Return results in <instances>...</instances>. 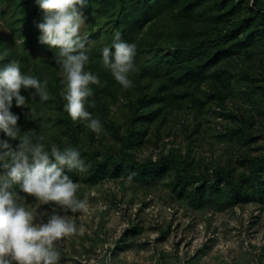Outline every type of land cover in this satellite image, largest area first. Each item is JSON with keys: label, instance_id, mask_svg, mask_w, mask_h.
Returning <instances> with one entry per match:
<instances>
[{"label": "trees", "instance_id": "trees-1", "mask_svg": "<svg viewBox=\"0 0 264 264\" xmlns=\"http://www.w3.org/2000/svg\"><path fill=\"white\" fill-rule=\"evenodd\" d=\"M78 11L88 24L80 34L89 54L85 70L99 76L85 104L101 122L99 133L64 110L55 50L39 39L37 25L45 13L36 0H0V22L7 29L0 31V64L17 59L22 72L48 81L50 99L45 102L38 96L33 101L34 89H21L34 116L13 100L11 111L19 116L22 134L34 140L43 134L46 147H76L86 170L66 171L77 183L81 175L92 183L171 176L177 199L194 202L210 195L213 203L227 209L264 204V152L249 156L247 170L240 173L228 164L207 173L196 171L193 149L162 151L156 159L138 156L147 140L162 139L160 131L167 122L211 103L236 117L228 105L236 75L248 80L250 91L264 95V85L256 84L259 76L264 78V0H84ZM117 32L136 45L129 87L119 84L101 61V49ZM114 106L121 112L115 118Z\"/></svg>", "mask_w": 264, "mask_h": 264}, {"label": "rangeland", "instance_id": "rangeland-1", "mask_svg": "<svg viewBox=\"0 0 264 264\" xmlns=\"http://www.w3.org/2000/svg\"><path fill=\"white\" fill-rule=\"evenodd\" d=\"M87 30L83 18L80 34ZM0 31L7 32L1 22ZM260 56L264 59V51ZM259 77L256 84L264 85ZM232 82L228 105L236 117L211 103L170 120L160 131V141L147 140L141 146L139 158L156 159L160 152L174 148L193 149L198 172H210L221 164L237 173L246 171L248 157L264 152V95L250 91L248 80L241 76ZM120 114L114 106L111 116ZM80 177L77 196L87 199L88 211L68 215L84 231L57 242L59 264H254L260 260L264 264V204L227 209L213 203L210 195L194 202L177 199L171 176L97 183ZM20 195L27 197V203L35 202L33 196ZM53 207L41 205L38 211L51 214Z\"/></svg>", "mask_w": 264, "mask_h": 264}, {"label": "clouds", "instance_id": "clouds-1", "mask_svg": "<svg viewBox=\"0 0 264 264\" xmlns=\"http://www.w3.org/2000/svg\"><path fill=\"white\" fill-rule=\"evenodd\" d=\"M83 2L36 0L45 13L37 27L40 42L55 50L64 110L72 120L84 121L88 129L99 133L101 122L85 107L93 94L91 85L99 83V76L85 70L89 54L80 35L82 17L78 11ZM135 50V43L123 40L119 32L101 49L103 66L124 87L131 85L128 74L134 70ZM47 85V79L41 82L30 72H22L17 59L0 64V264H59L57 242L84 231L68 212H87L88 202L77 196L79 184L66 171L86 170L81 152L73 146L61 149L55 143L46 147L43 134L35 140L27 132L22 134L19 116L11 111L15 100L17 107H27L34 116L35 110L28 106L21 89H34L30 93L33 101L38 96L45 102L50 99ZM4 136L18 143L13 146ZM21 192L35 197V202L27 203ZM50 204L56 206L51 214L38 211L41 205Z\"/></svg>", "mask_w": 264, "mask_h": 264}]
</instances>
